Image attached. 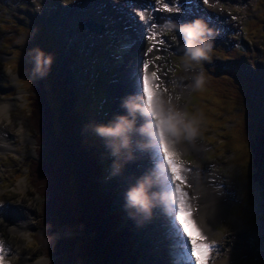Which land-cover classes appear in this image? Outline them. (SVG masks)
Wrapping results in <instances>:
<instances>
[{
	"label": "rangeland",
	"instance_id": "374dc122",
	"mask_svg": "<svg viewBox=\"0 0 264 264\" xmlns=\"http://www.w3.org/2000/svg\"><path fill=\"white\" fill-rule=\"evenodd\" d=\"M83 1L88 6V8L83 7L85 10L88 9V12L91 9L95 10L94 6L90 7L91 0H24V2L0 0V99L7 102L8 105L10 103L7 110L0 113V128L3 127L6 131L17 136L11 148L0 151V189H2L0 191V206L4 208L7 203H18L33 211L30 217L27 216L29 224L23 226L22 231H9L6 226L7 221L0 218V243L11 244L16 251L15 256L8 258L7 261L1 260L0 264H25V257L33 261L45 258L44 264H52L53 260L45 253V247L40 241L45 199L38 192L36 185L34 186L33 171L30 173V168L37 160L36 153L40 148L38 147L40 141L36 142L38 132L30 122L28 105L31 85L37 80L40 79L41 85L47 90L48 104L52 108H56L62 92L58 87L66 85L61 77H66L68 74L67 78H71L78 98L77 110L85 136L83 144L86 147L90 146L99 159L106 174V178L103 179L105 190L115 188L111 194L113 204L119 201L125 207L124 194L126 190L142 176L138 164L135 163V158L137 151L147 152L146 147L137 150L132 158L127 160L121 171L113 174L112 157L108 154L103 142L92 134L90 128L85 127L93 122H107L116 113L123 111L121 107L114 108L117 107L114 103L117 95L111 91L112 86L110 87V85L118 83L117 79L122 75L121 70H118L120 65L126 64V60L129 61L128 66L131 64L130 58L133 57L135 51L132 52L130 46L133 47L134 43L132 44L130 40L132 36L137 37L138 35L125 34L128 37L126 42H130L128 47L117 40L110 43L107 33L104 34L103 41L97 43L102 40L100 37L96 38L100 34L85 30L80 32L79 36L74 34L68 36L72 25L62 23L64 31H57V21L55 20L54 24L52 19L46 16L50 11L48 7H50L55 13V17L58 13H64L66 18L75 21V28L81 31L82 21L80 19L83 17L80 15L71 17L67 11L71 10L70 6L75 7L74 9L81 8ZM101 1L105 2L109 9L98 3L102 9L91 11V14L88 13L86 16L95 15L92 18L97 20L96 13L98 11L101 13L104 10L113 9L115 5H120L118 9L125 13L115 11L112 14L116 13L118 19L122 17L130 19L137 31L147 30L155 20L154 16L147 13L140 14L144 16L135 14L134 18L131 14L133 11L125 9V6L121 4L122 0ZM199 6L203 13L220 14L223 21L220 25L210 27L213 34L210 58L195 68L196 72V69L199 70L198 72H203L204 85L199 90H193L190 86V73L193 72L183 68V40L176 32L162 31L164 24L156 26L163 36V40L156 45L160 50L154 49L153 51L150 61L154 67L150 73L155 71L157 75L160 73L169 76L167 77L169 79L168 90L162 84L159 89L167 97L175 96L183 111L199 119L200 134L194 141L203 146L205 150L196 155L194 151L182 150L179 145H176L180 159L185 163L189 162L192 165L197 164L203 167L210 164L208 167L219 175L231 179V182L235 184L236 195L230 200L228 212L233 218L240 221L241 228L246 233H251L256 230L255 228L260 222L264 224L262 187L253 178L252 174L255 169L249 150L251 139L259 132L264 131V0H218L215 4L199 0ZM228 6L233 8L230 9ZM20 8L24 12H21ZM235 20L237 23L233 25ZM139 23L142 25L141 27ZM54 29L61 35L56 34ZM112 30L116 31L117 29L114 26ZM118 33L119 31L113 36L116 37ZM135 40L140 49H143L146 43L151 48L153 47L154 39L152 37H146L145 40L135 38ZM240 45L244 47V50L238 48ZM35 48L53 56L50 70L43 78L35 77L32 73L33 64L28 53ZM107 52L112 54H108L106 59ZM124 54L126 59L125 57L123 59ZM95 55L100 56V60H96L98 58ZM111 55L113 58L109 59ZM141 56V53L139 58L134 56L133 64H135V60H141ZM56 79L60 80V84L56 82ZM173 82H178V84L175 83V86L170 88L169 84ZM184 85L187 86L186 89L183 87ZM118 89L122 101L126 97L123 93L130 92L128 82L121 87L118 86ZM187 93L189 94L187 95ZM119 104L121 106L120 102ZM182 143L192 146V143ZM145 155L148 157V161H153L151 153ZM148 168L150 171L151 167L148 166ZM126 169L134 170L135 173H129V170L126 171ZM121 173H123V178L118 180L116 175ZM130 178L131 182H126V179ZM218 180L223 181L222 177H219ZM19 182H25L26 187L20 188ZM126 186L129 187L126 188ZM188 192L190 195L191 192ZM235 198L236 201L233 202ZM125 210L129 212V215L131 213L129 220L136 218L138 221V225L136 224L137 226H132L130 229L134 236L138 234L143 236L144 234L146 239H152V234L157 233L159 229L150 228L147 224L142 225L145 222L141 223L139 217L134 216L132 210L126 208ZM123 218L125 219V216ZM225 220L222 219V221L219 220L213 224L218 231L214 234L211 233L208 238L212 236L208 240L217 243L222 239V248L229 250L228 245L232 243L230 237L236 232V225ZM157 225L160 227V224ZM59 228L57 231L45 233L43 237H46L47 234L52 235L53 239H65L75 235L72 231ZM160 229L161 239L158 240L156 235L155 241L150 245V247H154L141 248L140 250L146 264H170L168 248L170 242L166 238L164 230ZM145 238L143 237V240ZM253 242L254 245L249 254L237 256L227 264H264V228L261 231L257 229ZM84 243L85 246H90L87 241ZM156 252L160 254L158 262L152 258L153 253Z\"/></svg>",
	"mask_w": 264,
	"mask_h": 264
},
{
	"label": "trees",
	"instance_id": "16d2710c",
	"mask_svg": "<svg viewBox=\"0 0 264 264\" xmlns=\"http://www.w3.org/2000/svg\"><path fill=\"white\" fill-rule=\"evenodd\" d=\"M58 88L62 92L56 108L48 104L40 79L31 85L28 98L30 122L38 132L36 142L40 141L30 173L45 199L40 238L45 253L52 264H146L140 247H134L136 238L124 222L122 208H114L111 194L105 192L106 175L98 157L83 144L77 95L66 86ZM249 150L252 175L264 197V131L251 139ZM59 224V229L75 235L65 239L47 235Z\"/></svg>",
	"mask_w": 264,
	"mask_h": 264
},
{
	"label": "clouds",
	"instance_id": "9594fccd",
	"mask_svg": "<svg viewBox=\"0 0 264 264\" xmlns=\"http://www.w3.org/2000/svg\"><path fill=\"white\" fill-rule=\"evenodd\" d=\"M164 32H176L183 40V68L192 71L191 87L199 90L205 83L203 72L195 68L210 58L213 48L212 29L203 18L179 23L168 21L162 26ZM33 76L43 78L50 70L53 56L39 48L29 51ZM6 110V106H0ZM123 111L116 113L107 122H93L85 125L92 134L99 138L108 154L112 157L113 174L121 171L127 160L140 149L148 145L153 134L159 135L164 129L167 138L178 145L182 142H193L200 134V122L196 116H190L170 100L159 96L151 104L140 93H131L121 101ZM157 168L139 177L125 192V208L132 210L140 222L150 220L158 207L165 205L166 200L172 199L175 188L165 191L158 182ZM194 220L183 213H177V219L183 226L189 239L195 244L198 229L203 233L208 230L209 217L206 211L196 214Z\"/></svg>",
	"mask_w": 264,
	"mask_h": 264
},
{
	"label": "bare ground",
	"instance_id": "6f19581e",
	"mask_svg": "<svg viewBox=\"0 0 264 264\" xmlns=\"http://www.w3.org/2000/svg\"><path fill=\"white\" fill-rule=\"evenodd\" d=\"M217 1L218 0H207V2H211L214 4ZM122 4L125 6V9L130 10V11L132 10L135 13H137L138 15L147 13V14L154 16V18H155V20H153L152 24L149 26V28L147 30L140 32V33H139V31L137 32L138 37L141 36L142 37L141 39H143V40H145L146 37H149V38L152 37L154 39L153 40L154 47L151 48V46L146 43L144 48L140 49V47H138L139 44L136 41H135L136 43L134 42V45L132 47V52L135 51V53L133 54V57L137 56L139 58L140 53H141V55H142L141 60L148 62V64H149V68H148L149 75H151L150 71L154 67L150 61L151 55H152L154 49H157V51L160 50L157 48L156 45H158L160 43V41L163 40V36H161V33L156 28L157 25L165 24L168 21H176L179 23H184L187 21H191L195 18H203L207 22L209 27H211L212 25H217V24L220 25V16L219 15L203 13V11H199L200 9L196 5L194 0H172V2L170 4L168 3V0H155L153 2H152V0H149V1H146V0H122ZM165 5H167L168 8H171V11H166ZM114 8H116L117 11L114 9L116 12L125 13L123 10L118 9V8H120L119 5H118V7L115 6ZM94 9L100 11L102 8L100 7L99 4L96 3L94 6ZM80 10L78 9L75 14L81 16L82 13L84 12V10H82L81 13L79 12ZM99 11L96 13V15H97L96 18L100 21L111 23V22H113V20H118V18H119L117 15H112V14L106 12L105 10L102 11L101 13H99ZM192 13H197V14L192 15ZM54 14L55 13H52L53 17H55ZM207 14H209V15H207ZM86 15L87 14L83 13L82 16L85 17ZM93 16H95V15H93ZM56 17H58L59 19L60 18L63 19L64 23H66L67 25H69V26L71 25V23H68L66 21L65 17L64 18L62 17V14L56 15ZM121 19H123V21H120L122 23L118 24L119 27H121L122 25L125 26V23L127 24L128 27L132 26L133 23L127 17H122ZM59 30H61L63 32L64 26L61 25ZM70 30H74V26L70 27ZM129 33L132 34V32H129ZM136 39H139V38H136ZM139 42H140V40H139ZM141 46H143V44H141ZM133 57L131 56V58H130L131 64H129V66H128L127 63H129V61L126 60V64L123 67V69H124L123 74H124V76H126L125 79H121L118 81V83L115 82V83H111V85H110V87L112 86L111 91L114 92L116 95H118V94L120 95V91L118 89V86L121 87L127 83V74L129 72V70L134 65L137 66V64L139 67L141 60L140 59L135 60V64H133V62H134ZM192 75H193V73L192 74L190 73V78ZM158 76H159V80H157L156 83L159 85V87L162 84L163 86H165L164 88L168 90L167 83H169V79H167L166 82H163L162 79L164 78V76L160 73L158 74ZM138 84H139V81L137 80L136 89H135V92H137V93L139 91ZM183 87L185 89L187 88L186 85H184ZM160 93H161V96L163 98L168 99L173 104L177 105L178 107L179 106L181 107L180 103H178L175 96L172 95V97H171V95H169L167 97V96H165V94L162 90H160ZM129 94H131V92H129ZM119 102L121 103V100ZM9 105H10V103H9ZM9 105L7 104V102L0 99V106H6V110H7ZM6 110H4L3 108H0V113L3 111H6ZM15 138H17L16 135L11 134L10 132L6 131L3 127H1L0 128V151H4L6 149L11 148L13 146V143L15 142ZM191 143H192V146L187 145L186 143H184V144L180 143L178 145H179V148H181L182 150L187 149L189 151V149H190V150L194 151L196 153V155H198V153H203V150H205L203 148V146H200L195 141H193ZM193 144H195L198 147H196ZM146 146L147 145H142V147H146ZM148 153H151V152L149 150L147 152H144V153L137 151L135 163L138 164V167L140 168L141 173L148 172L149 171L148 166H150L151 169H153L155 167L154 161H152V162L148 161V157L145 155ZM141 157H143V158H141ZM184 164H185V166L190 168V172L188 175V183H189L190 187L187 188V191L191 192L190 196L192 197L191 198L192 207L194 208V201H195L196 214L199 215L201 213V211H206L208 214V217H209L208 230L204 231V235L207 237V240H208L212 236L211 235L208 238V236L211 233L214 234V232L218 231L213 226V224H215L219 220L222 221L223 218H221V210H223V212L226 213V215L228 217L235 219L228 212V206H229V203H231L230 200L236 195L235 194V184L230 182V185H229V181H228V179H226L227 177L225 178L224 176L219 175L215 170L208 167L210 164H207V167H203V166L197 165V164L192 165L189 162L188 163L184 162ZM152 165H154V167H152ZM211 165H216V164H211ZM141 166H143V167H141ZM134 168H136V167H134ZM128 170L129 169H126V171H128ZM133 172H134V170H132V171L129 170V173L133 174ZM219 177H222L223 181L218 180ZM157 179H158V182L161 184L160 178L157 177ZM126 182H131V178L126 179ZM18 185L20 188H23V186L26 187L25 182H23V183L19 182ZM228 185H229V187H228ZM128 187L129 186H126V188H128ZM1 190L2 189H0V191ZM164 190L167 191L165 188H164ZM31 213L33 214L32 210L27 209V207H25L21 204H18V203H16V204L7 203L4 208H1V206H0V218H3L4 220L7 221L6 226H7V229L9 231H11V230L22 231V227L27 226L29 224L27 216L30 217ZM31 217H33V216H31ZM155 225H157V224H155ZM241 225L242 224L240 223L239 228L236 226V228H235L236 232L234 234H231L230 238H231L232 243L228 245L229 250L222 248V244H221L222 239L218 240V242L215 243L218 245V248L212 250V252L210 254L209 264H227L228 261L234 260L235 257L241 256V255H247L251 252L252 247L254 245L253 241L255 240L256 231H257V229H260V231H261V229L264 228V224L262 222H260L256 226V228H255L256 230L251 231V233H246L243 230V228H241L242 227ZM160 227L164 230L162 225H160ZM247 231H249V230H247ZM15 236H13V237H15ZM0 249H2V251H0V256L3 257V259H2L3 261L4 260L7 261L8 258L16 255L15 249L9 243L8 244L0 243ZM225 254H226V256H225ZM45 261H46L45 258H40L36 261L30 260V259H28V257L24 258L25 264H44Z\"/></svg>",
	"mask_w": 264,
	"mask_h": 264
},
{
	"label": "snow or ice",
	"instance_id": "6c2138e0",
	"mask_svg": "<svg viewBox=\"0 0 264 264\" xmlns=\"http://www.w3.org/2000/svg\"><path fill=\"white\" fill-rule=\"evenodd\" d=\"M171 2L172 0H168L169 4ZM204 2L207 3V0H204ZM165 10L171 11V8L165 5ZM195 14L197 13H192V15ZM148 68V62L141 60L139 67L134 65L129 70L127 82L130 92L137 93L135 89L138 80V93L142 94L151 104L154 99L161 96V93L159 85L156 83L159 80V76L155 71L149 75ZM128 94L129 92L123 93V95ZM120 98L119 94L115 97L114 103L117 106L116 109L120 107ZM146 148L152 153L162 186L166 190L175 188V194L172 199L166 200L164 206L158 207L152 218L142 225H162L166 238L170 242V264H208L212 250L218 248V245L214 242L208 243L207 237L199 229L197 241L194 244L177 219L178 212L185 213L189 219L194 220L195 217L191 197L186 190L190 187L188 183L190 168L185 166L184 162L180 159L179 153L176 151V145L167 138L163 128H161L159 135L153 134V138ZM116 176L120 180L123 178V173ZM221 218L229 220L238 228L240 227V221L228 217L223 210H221ZM133 222L137 224L135 220ZM2 259L3 257L0 256V260Z\"/></svg>",
	"mask_w": 264,
	"mask_h": 264
},
{
	"label": "water",
	"instance_id": "95a60500",
	"mask_svg": "<svg viewBox=\"0 0 264 264\" xmlns=\"http://www.w3.org/2000/svg\"><path fill=\"white\" fill-rule=\"evenodd\" d=\"M82 27L86 28V29H89V30L98 31V32H101L102 29H103V25L102 24L96 23L92 19L85 20L82 23Z\"/></svg>",
	"mask_w": 264,
	"mask_h": 264
}]
</instances>
